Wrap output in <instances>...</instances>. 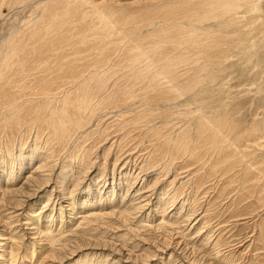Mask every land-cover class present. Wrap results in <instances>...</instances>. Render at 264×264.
I'll return each instance as SVG.
<instances>
[{
  "label": "rangeland",
  "instance_id": "rangeland-1",
  "mask_svg": "<svg viewBox=\"0 0 264 264\" xmlns=\"http://www.w3.org/2000/svg\"><path fill=\"white\" fill-rule=\"evenodd\" d=\"M99 12L115 20L109 38ZM60 22L71 33L58 47L48 33ZM19 40L44 47L32 62L45 67L40 82L44 70L52 78L72 68L92 73L71 90L93 104L125 92L121 110L138 129L94 117L67 138L49 111L68 87L55 91L54 106L18 116L13 102L42 99L7 81L2 94L14 95L0 102V200L26 186L28 173L45 164L47 173L19 206L24 216L0 210V233L11 239L0 264H264V0H0V72ZM34 68L15 80L34 87Z\"/></svg>",
  "mask_w": 264,
  "mask_h": 264
},
{
  "label": "bare ground",
  "instance_id": "bare-ground-1",
  "mask_svg": "<svg viewBox=\"0 0 264 264\" xmlns=\"http://www.w3.org/2000/svg\"><path fill=\"white\" fill-rule=\"evenodd\" d=\"M85 1V0H84ZM80 2H82V0H80ZM89 3V2H88ZM226 3H228V2H226ZM237 3V2H236ZM82 4H86V2H83V3H81V5ZM205 4V3H204ZM79 6V4L77 3V5L75 6V7H78ZM96 6H97V4H96ZM237 6V5H236ZM43 7V6H42ZM72 8V10H71V12H72V14L73 13H79L80 11L78 10V9H76V8ZM84 7V6H83ZM45 8V7H44ZM100 8V7H99ZM192 8V7H191ZM190 8V9H191ZM195 8V7H194ZM211 8V7H210ZM233 8H235V7H233ZM96 9V8H95ZM193 9V8H192ZM191 9V10H192ZM57 10H61V7H60V5L58 6V5H55L54 6V8H52V10L51 11H55V13H56V11ZM63 10V9H62ZM96 10H98V9H96ZM51 11L50 12H48L49 14H47V15H45V18L46 19H49L51 16H53V15H51L52 13H51ZM59 12V11H58ZM61 12V11H60ZM100 12H102V11H100ZM100 12L99 13H95L96 15H100ZM183 12V11H182ZM186 12V11H185ZM43 13H44V11H43ZM103 13V12H102ZM194 13H196V12H194ZM193 13V14H194ZM200 13V12H199ZM85 14L87 15V13L85 12ZM112 14V13H111ZM192 14V15H193ZM198 14V13H197ZM197 14H195L194 15V17L197 15ZM187 16V18H188V14H186ZM199 15V14H198ZM94 16V15H93ZM100 16H102V17H100ZM99 17H97V20L99 21V22H96L97 23V25L99 24V31H102V33L104 34V35H107L108 36V34L109 33H111L112 34V32L114 31V28H116L117 26L115 25V23H114V21L115 20H113L112 18L110 19H107L108 18V16H105L104 14L102 15H100ZM204 16V15H203ZM58 17V16H57ZM86 17V16H85ZM218 17V16H217ZM83 18V17H82ZM90 19H91V17H89ZM94 18V17H93ZM181 18V17H180ZM186 18V19H187ZM190 18H191V16H190ZM212 18V17H211ZM232 18V17H231ZM54 19V18H53ZM87 19V18H86ZM117 19V18H116ZM172 19V18H171ZM192 19V18H191ZM202 19V18H201ZM200 19V20H201ZM206 19V18H205ZM96 20V19H95ZM194 20V19H193ZM195 20H196V17H195ZM220 20V19H219ZM49 21H50V19H49ZM82 21V20H81ZM80 21V22H81ZM176 21V20H175ZM174 21V22H175ZM198 22H200L199 21V18H198V20H197ZM84 22H86V21H84ZM91 22V21H90ZM220 22V21H219ZM61 23V28H56V29H54V30H49V38H48V40H50L52 37L53 38H55V40H56V44H55V46H58V47H60V46H62L63 45V43H64V45H65V42H67V41H69V39H70V33H71V31H68V32H66L65 30L66 29H63L64 27H66V26H64L65 24H62V22H60ZM88 24H89V22H87ZM117 23V22H116ZM177 23V22H176ZM27 24V23H26ZM84 24V23H83ZM94 24V23H93ZM92 24V25H93ZM190 24V23H189ZM196 24V23H195ZM87 25V24H86ZM114 26H116V27H114ZM192 26V25H191ZM72 27V26H71ZM74 28V27H73ZM197 28V27H196ZM33 29H35V28H33ZM61 29H63V30H61ZM85 29H86V27H85ZM61 30V31H60ZM69 30H71V29H69ZM90 30V29H89ZM88 30V31H89ZM197 30V29H196ZM75 31V30H74ZM83 31V30H82ZM81 31V32H82ZM97 31V30H96ZM21 32V31H20ZM57 32V33H56ZM85 32V31H84ZM92 32V31H91ZM117 32V31H116ZM26 33V32H25ZM73 33V32H72ZM114 33V32H113ZM118 33V32H117ZM83 34V33H82ZM87 34V33H86ZM111 34H109V36H108V38L110 37V35ZM17 35V34H16ZM24 35V34H23ZM75 35V34H74ZM77 35V34H76ZM87 35H89V34H87ZM100 35H101V33H100ZM115 35H116V33H115ZM13 36V35H12ZM33 36V33L32 34H30V36H29V38H31ZM35 36V35H34ZM84 36H86V35H84ZM83 37V36H82ZM106 37V36H105ZM16 38V37H15ZM15 38L13 39V40H15ZM24 38V39H23ZM22 39L24 40V41H26L25 40V37H23ZM74 38V37H73ZM19 39V38H18ZM88 39V38H87ZM16 41V40H15ZM18 41V40H17ZM16 41V42H17ZM72 41V40H71ZM71 41H70V43H71ZM85 41V40H84ZM93 41V40H92ZM5 42V41H4ZM3 42V43H4ZM14 42V41H13ZM48 42L49 41H47V45H48ZM78 42V41H77ZM82 42V41H81ZM89 42V41H88ZM25 42H22V41H20L19 40V43L17 44V43H12V44H14V46L11 48V50L13 49V52H12V55H10V57L4 62V66L2 67V71L0 72V102L2 101V100H5V102L6 101H11L12 99H13V92L11 93V92H7V93H5V94H2V92L4 91V89H5V87L3 86L7 81L9 82V86H12V87H18L19 89H21V88H23V94H27V92L28 91H34L33 92V95L34 96H32V97H34V99H36L37 98V100L39 101V100H41L42 99V105H40L39 103L38 104H35V105H30V106H27V104L26 105H23V106H16V104H15V102H13L14 103V105H13V107H14V109H13V111L14 110H16L17 111V115L18 116H20V114H24V115H26V116H33V114H31V111L30 110H32V112H33V109H32V107L35 109H37L38 107L40 108V112H42V106L45 108V106L47 105V106H54V105H51L52 103L54 104V103H56V99H60V95L58 96L56 93H55V91L57 92V90H59V89H61V88H67L66 89V91L64 92V94H63V99H62V102H60V103H58L57 105H55L54 106V108L51 110L50 109V111H49V114H51V115H53V117H51L49 120H50V122H51V120L52 121H54L55 120V122H56V120L58 121V122H61V123H59L57 126H59L60 127V131H62L63 133H64V136L65 137H67V138H71L72 136H74V134H77V133H81V135L83 134V133H85V129L86 128H83L84 126H86L87 124L88 125H90L89 123H91L92 121H95V119H97V120H99L100 121V119H103V118H105V119H111V120H113L114 122L116 121H118V120H120L121 121V119H124V120H128L127 122L126 121H124V122H126V124L125 125H127V126H132L131 128H136V129H138L137 128V126L136 125H134L135 124V119L134 118H132V117H128V116H126V114L124 115V112L125 111H122L121 109H123L122 107L123 106H125V104L126 103H128V96H127V94L125 93V92H122V93H120V94H122V95H117L116 97H112V99L110 98H106V96H105V98H104V96H103V94H102V96H101V98H100V104L98 103V101H97V103L95 102V104H93V102L91 103V101H92V99L89 97V96H86V97H80L79 95H75L74 94V92L71 90L74 86H76V85H79V84H82L79 80L81 79L82 80V78H85V80H86V77H87V75L85 76V74H84V76L82 77V75L81 74H83V72L80 74L79 73V71L77 72V69H72V68H67V69H65V74H63V73H60L59 71L60 70H58V71H56L54 74V77H52V78H48V76L46 75V71L44 70V78H42L43 80H42V82H40L41 80H39V79H36V77H38V75L39 76H41L40 74H42V73H40V74H38V72H36L37 70H39V69H45V67H44V65H42V66H39V64L38 65H36V69L34 68L35 66H33V64H32V62H35L37 59H39V58H42L39 54H41V53H43V49H44V47H41V46H38V45H33L32 47V49H31V47H29V46H27V43H26V47H24V44ZM72 43H74V42H72ZM71 43V44H72ZM6 44V43H5ZM24 44V45H23ZM52 44V43H51ZM50 44V45H51ZM75 44V43H74ZM79 44V43H78ZM87 44V43H86ZM205 44V43H204ZM73 45V44H72ZM72 45H71V47H72ZM83 45V44H82ZM31 46V45H30ZM52 46V45H51ZM85 46V45H84ZM27 48L28 49H30L29 51L27 50ZM46 48V47H45ZM47 48H48V46H47ZM7 49H10V47L9 48H7ZM146 50V49H145ZM10 51V50H9ZM61 51V50H60ZM64 51V50H63ZM65 52H67V51H65ZM8 53V52H7ZM86 53V52H85ZM78 54V53H77ZM145 54V53H144ZM94 55V54H93ZM198 55V54H197ZM1 56V55H0ZM77 56V55H76ZM109 56V55H108ZM90 57V56H89ZM93 57V56H92ZM80 58V57H79ZM130 59V58H129ZM135 59V58H134ZM82 61V60H81ZM96 61V60H95ZM108 61V60H107ZM101 62V61H100ZM110 62V61H109ZM28 64V66H26L27 64ZM108 63V62H107ZM100 64V63H99ZM2 65H3V63H2ZM89 65V64H88ZM88 65L86 66V67H84L85 69H88L89 67H88ZM97 65V64H96ZM95 65V67L94 68H97V66ZM156 65V64H155ZM40 68H39V67ZM29 68L30 69H32V68H34V70H32V71H34V72H30L29 71V73H31L30 75H33V79H31V83L34 85V87H32V86H30L27 82L28 81H26V77H24L25 78V81H17V80H15L16 79V77L18 76V77H20L19 76V72L20 71H22V70H29ZM91 68H92V66H91ZM90 68V69H91ZM51 70V69H50ZM79 70V69H78ZM48 71V70H47ZM53 71V70H52ZM86 71V70H85ZM91 71V70H90ZM93 71V70H92ZM23 72V71H22ZM27 73L28 74V72L27 71H24V73ZM50 72V71H49ZM88 72V71H87ZM86 72V73H87ZM23 73V74H24ZM91 73V72H90ZM27 74H25V76L27 75ZM49 74V73H48ZM92 74V73H91ZM91 74H89L88 75V77L91 75ZM142 74V73H141ZM94 75V74H93ZM21 76H23V75H21ZM35 76V77H34ZM43 76V75H42ZM135 76V75H134ZM7 77H8V79H7ZM198 77V76H197ZM89 79H90V77H89ZM200 79V78H199ZM53 80H56V81H53ZM58 80V81H57ZM76 80V81H75ZM84 80V81H85ZM73 82V84H71ZM86 82H87V80H86ZM85 82V83H86ZM170 82V81H169ZM99 83V82H98ZM121 83V82H120ZM177 83V82H176ZM71 84V85H70ZM172 84V83H171ZM181 84H182V82H181ZM191 84V83H190ZM84 85V84H83ZM192 85V84H191ZM186 86V85H185ZM149 87V86H148ZM147 87V88H148ZM156 87V86H155ZM192 87V86H191ZM195 87V86H194ZM125 88V87H124ZM163 88V87H162ZM165 88V87H164ZM189 88V87H188ZM196 88H197V86H196ZM93 89V88H92ZM125 89H127V88H125ZM192 89V88H191ZM194 89V88H193ZM77 90V89H76ZM120 90V89H119ZM123 90V89H122ZM151 90V89H150ZM170 90V89H169ZM9 91V90H8ZM101 91V90H100ZM125 91V90H124ZM170 91H172V90H170ZM86 92H89V91H86ZM98 92V91H97ZM102 92V91H101ZM132 92V91H131ZM177 92V91H176ZM185 92V91H184ZM4 93V92H3ZM153 93H154V91H153ZM156 93V92H155ZM174 93V92H173ZM19 94V93H18ZM93 94V93H92ZM91 94V95H92ZM112 94H114V93H112ZM144 94V93H143ZM184 94V93H183ZM99 95V94H98ZM115 95V94H114ZM130 95H131V93H130ZM58 96V97H57ZM112 96V95H111ZM166 96V95H165ZM179 96V95H178ZM188 96V95H187ZM15 97V99L17 98L16 96H14ZM29 96H27V98H28ZM97 97H99V96H97ZM154 97V96H153ZM23 98V97H22ZM30 98V97H29ZM151 98V97H150ZM21 99V98H20ZM61 100V99H60ZM154 100H156L155 98H154ZM153 100V101H154ZM164 100V99H163ZM13 101V100H12ZM21 101V100H20ZM19 101V102H20ZM34 101V100H33ZM131 101V100H130ZM129 101V102H130ZM196 101V100H195ZM18 102V101H17ZM18 102V103H19ZM22 102V101H21ZM29 102H31V101H29ZM41 102V101H40ZM142 102V101H141ZM160 102V101H159ZM168 102V101H167ZM199 102V101H198ZM4 103V102H3ZM17 103V104H18ZM131 103V102H130ZM166 103V102H165ZM30 104V103H29ZM96 104H98V105H96ZM9 105H11V103L9 104ZM129 105V104H128ZM198 105H199V103H198ZM41 106V107H40ZM142 106V105H141ZM10 107V106H9ZM44 108H43V110H44ZM48 108V107H47ZM46 108V110H49V109H47ZM0 109H1V107H0ZM5 110H6V107L4 108ZM4 109L2 110V111H4ZM132 109V108H131ZM130 110V109H129ZM134 110V109H133ZM138 111V110H137ZM38 112V111H37ZM46 112V111H45ZM131 112V111H130ZM145 112V111H144ZM195 112V111H194ZM3 113V112H2ZM39 113V112H38ZM47 113V115H48V112H46ZM46 113H45V115H46ZM133 113V112H132ZM5 114V113H4ZM44 114V113H43ZM128 115H130L129 113H127ZM141 114V113H140ZM146 114V113H145ZM195 114V113H194ZM193 114V115H194ZM5 115H7V113L5 114ZM35 115V114H34ZM50 115V116H51ZM95 115H98L97 117L95 116ZM142 115V114H141ZM149 115V114H148ZM157 115V114H156ZM186 115V114H185ZM18 116H16V118L18 117ZM143 116V115H142ZM183 116V115H182ZM1 117V116H0ZM6 117H8V116H6ZM11 117V116H10ZM21 117H22V115H21ZM38 117H39V115H38ZM42 117H44L45 118V116H42ZM47 117V116H46ZM49 117V116H48ZM48 117H47V120H48ZM94 117H95V119H94ZM147 117V116H146ZM4 118V117H3ZM138 118V117H137ZM46 119V118H45ZM9 120V119H8ZM19 120H21L20 118H19ZM18 120V121H19ZM43 120V119H42ZM200 120H201V118H200ZM210 120H211V118H210ZM1 121V120H0ZM16 121H17V119H16ZM118 121L119 123H123V121ZM203 121H204V118H203ZM207 121L208 120H205V122H206V124L208 125V123H207ZM9 122H11V119H10V121ZM25 122H27L26 120H25ZM43 122H45V121H43ZM138 121H136V123H137ZM202 122V121H201ZM216 122V121H215ZM6 120H5V126H7L6 125ZM46 123V122H45ZM85 123V124H84ZM132 123H134V124H132ZM200 123V122H199ZM218 123V122H217ZM22 124V123H21ZM34 124V123H33ZM39 124V123H38ZM93 124V123H92ZM108 124V123H107ZM138 124H139V122H138ZM146 124V123H145ZM201 124H203V123H201ZM120 125V124H119ZM18 126V125H17ZM25 126V125H24ZM30 126V125H29ZM52 126V125H51ZM55 127V130H58L59 128L58 127ZM92 126V125H91ZM124 126V125H123ZM129 126V127H130ZM49 127V125H45L44 124V128H48ZM90 127V126H89ZM147 127V126H146ZM153 127V126H152ZM24 128V127H23ZM122 128V127H121ZM131 128L129 129L128 128V131L130 130L131 131ZM144 128V130H145V127H143ZM146 129H148V128H146ZM205 129H207V127L205 128ZM39 130V129H38ZM48 130V129H47ZM127 130V129H126ZM89 131V130H88ZM37 132V131H36ZM54 132V131H53ZM86 132H87V130H86ZM125 132V131H124ZM36 134V133H35ZM118 134V133H117ZM148 134H149V132H148ZM152 134V133H151ZM197 134V133H196ZM221 134V133H220ZM6 135V134H5ZM46 135V134H45ZM51 135V134H50ZM52 135H54V133L52 134ZM51 135V136H52ZM124 135V134H123ZM50 136V137H51ZM79 136V135H78ZM85 136V135H84ZM101 136V135H100ZM109 136V135H108ZM46 137V136H45ZM49 137V138H50ZM116 137H117V135H116ZM54 138V137H53ZM56 138H58V136L56 137ZM59 138H60V136H59ZM59 138H58V140H59ZM62 138V137H61ZM206 139V138H205ZM47 140H48V138H47ZM54 140H56V139H54ZM57 140V141H58ZM72 140V139H71ZM216 140V139H215ZM213 141V140H212ZM63 142V141H62ZM71 142V141H70ZM106 142V141H105ZM217 142V141H216ZM175 143V142H174ZM60 144V143H59ZM186 145V144H185ZM35 146V145H34ZM47 145H45V147H46ZM52 146H53V144H52ZM55 146V145H54ZM98 146V145H97ZM189 146V145H188ZM188 146H186V147H188ZM63 147V146H62ZM55 148V147H54ZM45 149V148H44ZM57 149H59V148H57ZM56 149V150H57ZM96 149V148H95ZM42 150V149H41ZM40 150V151H41ZM189 150V149H188ZM23 151V150H22ZM47 151H48V149H47ZM52 151V150H51ZM55 151V150H54ZM81 151V150H80ZM187 151V150H186ZM63 152V151H62ZM61 152V153H62ZM181 152V151H180ZM44 154V153H43ZM190 154V153H189ZM229 154V153H228ZM24 155V154H23ZM37 155V154H36ZM42 155V154H41ZM41 155H39L38 157L40 158L41 157ZM54 155V154H53ZM89 155V154H88ZM35 156V155H34ZM46 156V155H45ZM52 156V155H51ZM74 156V155H73ZM191 156V155H190ZM64 157V156H63ZM2 158V157H1ZM45 158V157H44ZM44 158H42L41 157V159H44ZM47 158V157H46ZM52 159V158H51ZM195 159V158H194ZM19 159H17V161H18ZM34 160V159H33ZM38 160V159H37ZM40 161V160H39ZM44 161H45V159H44ZM43 160L41 161L42 163H45ZM74 161V160H73ZM78 161V160H77ZM48 163V162H47ZM57 163V162H56ZM121 163V162H120ZM21 164V163H20ZM24 164V163H23ZM39 165H41L40 163H39ZM43 165V164H42ZM46 165V164H45ZM44 165V166H45ZM44 166L42 167V170L44 169L45 170V168H44ZM47 167H50L49 165L47 166ZM21 169H22V167H20ZM36 169V168H35ZM36 170H38V169H36ZM41 170V171H42ZM50 170V169H49ZM48 169H47V171H49ZM57 170V169H56ZM40 171V170H39ZM41 171H40V173H39V175H37V174H35V173H33L35 176L34 177H31L29 174L30 173H28V178H29V180L26 182V186H21L20 185V187H15V189H10V191H6L5 192V195H4V200L3 201H1L2 200V198H1V200H0V210L3 212L4 211V209H9L8 210V215H10V217L12 216V217H14V218H19V217H22V216H24L23 215V213L25 212V210L23 211V212H21V211H18V209H19V206H20V209H24V207H25V203H26V201H29L30 200V198H32V196H33V194H35L34 192H36V191H38L39 189H40V187L41 186H43V185H41V183L43 182L42 180L44 179L45 180V175H46V173L44 174L43 172L41 173ZM51 171V170H50ZM21 172V171H20ZM20 172H18V174L20 175ZM15 174V173H14ZM17 174V173H16ZM26 176H27V173H26ZM18 177V176H17ZM16 176L15 177H12L11 176V178H13V179H15V178H17ZM228 178V177H227ZM2 181V180H1ZM9 181V180H8ZM12 181V180H11ZM182 182V181H181ZM2 183V182H1ZM13 183H14V180H13ZM16 183V182H15ZM172 183V182H171ZM5 184V183H4ZM4 184H3V188H4ZM8 184H11V183H8ZM23 184V183H22ZM27 184H29V185H32V189H30L29 191H27V190H25L26 189V187L28 186ZM12 185V184H11ZM18 185V184H17ZM182 185V184H181ZM9 186V185H8ZM15 186V185H14ZM176 186V185H175ZM5 187H7V186H5ZM10 187V186H9ZM8 188V187H7ZM11 188H13V187H11ZM142 188V187H141ZM178 188V187H177ZM180 188V187H179ZM1 190V189H0ZM5 190H7V189H5ZM4 190V191H5ZM9 190V189H8ZM139 190V189H138ZM2 191V193H3V190H1ZM98 191H99V189H98ZM115 191V190H114ZM137 191V190H136ZM175 191V190H174ZM141 192V191H140ZM140 192H138V193H140ZM112 193V192H111ZM138 193H137V195H138ZM152 193V192H151ZM109 194V193H108ZM143 194V193H142ZM145 194V193H144ZM147 194V193H146ZM144 196V195H143ZM133 197V196H132ZM144 197H146V196H144ZM152 197V196H151ZM87 198V197H86ZM132 202V201H131ZM75 204V202L73 203V205ZM141 204V203H140ZM27 205V204H26ZM72 205V206H73ZM7 207V208H6ZM27 207V206H26ZM44 208V207H43ZM91 210V209H90ZM89 210V211H90ZM93 210H95V209H93ZM0 211V212H1ZM5 212V211H4ZM21 212V213H20ZM113 212V211H112ZM6 213V212H5ZM72 213H75V212H72ZM90 213V212H89ZM110 213V212H109ZM3 214V213H2ZM78 214V213H77ZM83 214H84V211H83ZM93 214H94V212H93ZM101 214V213H100ZM114 214V213H113ZM75 215V214H74ZM85 215V214H84ZM104 215V214H103ZM108 215V214H107ZM110 215H111V213H110ZM26 216V215H25ZM79 216V215H78ZM78 216H77V218H78ZM90 216H91V214H90ZM101 216V215H100ZM109 216V215H108ZM164 216V215H163ZM81 217V216H80ZM85 217V216H84ZM103 217V216H102ZM101 217V218H102ZM112 217H113V215H112ZM116 217V216H115ZM79 219V218H78ZM82 219V218H81ZM19 220V219H18ZM21 220V219H20ZM83 220H85L84 218H83ZM102 220V219H101ZM28 221H29V219H28ZM80 221V220H79ZM1 222V221H0ZM2 223V222H1ZM80 223V222H79ZM80 224H82V223H80ZM86 224V223H85ZM88 224V223H87ZM2 225V224H1ZM35 225V224H34ZM84 225V224H83ZM72 227V226H71ZM1 228V227H0ZM36 230L35 229V227H32L31 226V228L30 229H28V230ZM89 229V228H88ZM11 232H13V231H11ZM78 232H80V231H78ZM30 233V232H29ZM34 233H36V232H32L31 234H34ZM73 233V232H72ZM87 233V232H86ZM6 234H8V233H6ZM6 234H4V236H2L1 235V233H0V249L1 250H3L4 248H5V251L4 252H7V247H8V243L10 242V240H9V235L8 236H5ZM12 234V233H11ZM37 234V233H36ZM12 235H10V237H11ZM13 237V236H12ZM14 239V238H13ZM16 239V238H15ZM14 241H16V240H14ZM85 241V240H84ZM13 243H15V242H13V240H12V245H13ZM78 244V243H77ZM11 246V245H10ZM13 247L15 248V246L13 245ZM13 250V249H12ZM10 251H11V249H10ZM14 252L16 251V250H13ZM64 251V250H63ZM1 254V253H0ZM9 255H11L10 253H9ZM5 257H6V255H5ZM8 257V256H7ZM2 258V257H1ZM1 260V259H0ZM197 261V260H196ZM1 262V261H0ZM3 262V261H2ZM149 262V261H148ZM13 263V262H12Z\"/></svg>",
  "mask_w": 264,
  "mask_h": 264
}]
</instances>
